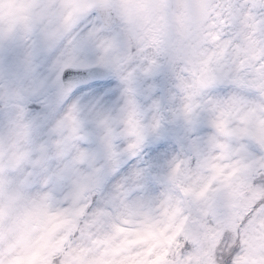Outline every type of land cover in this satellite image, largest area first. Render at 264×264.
<instances>
[{"label": "snow or ice", "instance_id": "obj_1", "mask_svg": "<svg viewBox=\"0 0 264 264\" xmlns=\"http://www.w3.org/2000/svg\"><path fill=\"white\" fill-rule=\"evenodd\" d=\"M0 264H264V0H0Z\"/></svg>", "mask_w": 264, "mask_h": 264}, {"label": "rangeland", "instance_id": "obj_2", "mask_svg": "<svg viewBox=\"0 0 264 264\" xmlns=\"http://www.w3.org/2000/svg\"><path fill=\"white\" fill-rule=\"evenodd\" d=\"M13 15H14V13H13Z\"/></svg>", "mask_w": 264, "mask_h": 264}]
</instances>
